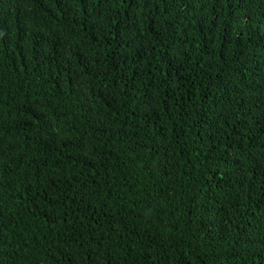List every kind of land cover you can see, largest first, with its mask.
I'll return each instance as SVG.
<instances>
[{"label":"trees","instance_id":"obj_1","mask_svg":"<svg viewBox=\"0 0 264 264\" xmlns=\"http://www.w3.org/2000/svg\"><path fill=\"white\" fill-rule=\"evenodd\" d=\"M0 264H264V0H0Z\"/></svg>","mask_w":264,"mask_h":264}]
</instances>
